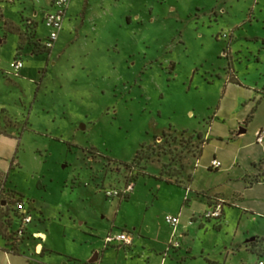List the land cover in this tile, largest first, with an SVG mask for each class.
I'll return each mask as SVG.
<instances>
[{"label": "rangeland", "instance_id": "1", "mask_svg": "<svg viewBox=\"0 0 264 264\" xmlns=\"http://www.w3.org/2000/svg\"><path fill=\"white\" fill-rule=\"evenodd\" d=\"M48 4L0 0V210L15 192L32 219L27 231L47 239L40 256L34 243L13 241L21 219L11 211L0 264H99L81 234L95 229L105 248L108 220L134 222L153 201L145 215L160 240L186 188L158 194L154 180L192 177L193 191L229 203L224 221L203 213L211 223L187 240L183 264L264 261V211L231 205L252 161L264 163L255 141L264 130V0H73L44 52ZM214 158L219 170L209 168ZM189 198L191 211L205 207L202 195Z\"/></svg>", "mask_w": 264, "mask_h": 264}, {"label": "crops", "instance_id": "2", "mask_svg": "<svg viewBox=\"0 0 264 264\" xmlns=\"http://www.w3.org/2000/svg\"><path fill=\"white\" fill-rule=\"evenodd\" d=\"M52 2L53 0H49V7L46 10V13L52 11ZM73 0H71L69 9L66 14L65 21L70 13L71 6ZM45 13V14H46ZM45 14H43V19ZM36 16V15H34ZM36 18H38V13ZM42 19V21H43ZM44 25V23H43ZM65 25V22H64ZM45 27V25H44ZM46 28V27H45ZM47 30V29H46ZM64 30V26H63ZM63 30L61 33H63ZM47 36V34H46ZM244 129H241L239 133H236V136H242ZM258 132V131H257ZM256 132V133H257ZM255 133V134H256ZM207 136V133H206ZM205 136V137H206ZM206 139V138H205ZM264 146V145H262ZM216 159V158H214ZM213 159V160H214ZM253 170L250 175L246 174L242 181V190L239 192L236 200L232 201L231 205L240 206L245 212L252 213H261L264 211V163H257L252 161ZM13 168V165L10 166V169ZM212 170V169H210ZM156 182V188L158 194H165L166 191H170L171 189L178 188H186L185 190H180L179 203L167 215L179 216L180 223L177 229V232L180 234V240L182 242V247L179 250H173L167 246L172 239V229L169 225H167L162 220L163 225L167 228L168 233L163 235V237L159 240V236L155 233L153 235L150 231H152V222L145 215L150 207H153V202L149 206V204H145L143 208L138 210L140 214V218L134 222H119L117 220V214L111 221H107L105 223V232L103 233V238H105L109 233H127L131 238V245H112L109 247L101 248V243L99 237L96 235L95 229H87V232L81 234L83 237V244H89L91 248V254L96 256V261H99V264H110L108 261H111V264H183L185 260L190 257L193 252V248L187 243L194 238L198 237V231L204 230L206 232V226L211 222H206L202 220L201 216L205 211H210L214 209L219 203L222 206V218L224 221V208L226 199L220 193L210 194V189H200L199 191H193L191 188L193 177L191 181L187 183V185H174L168 184L159 180H154ZM5 185H0V188L4 190ZM136 186L134 188L133 193L130 195L129 199L121 201L119 200L118 210H121L124 203H127L132 198L135 192ZM178 190V189H177ZM176 191V190H175ZM193 192L195 196H193ZM196 197L198 199L199 196H203V200L205 201V207L201 209V211H191L190 204L191 200L189 196ZM201 199V198H200ZM182 203V204H181ZM181 206V207H180ZM145 207V209H144ZM186 214L187 222L182 223L181 218ZM166 216V215H165ZM164 216V217H165ZM213 221H216L213 219ZM86 224V223H85ZM83 225V223H81ZM171 231V233H170ZM85 235V236H84ZM24 241H29L34 243V253L36 255H43L45 252V247L43 246L45 242H47L45 234L40 231L38 228L34 231L26 232V237ZM23 241V242H24ZM22 242V243H23ZM149 243V244H147ZM3 251V252H1ZM185 253L186 257H182L181 253ZM0 253H3L4 256L7 255V250L3 247H0ZM13 253V252H12ZM90 254V255H91ZM93 258V257H92ZM68 263L75 262L79 263L80 261L74 260L72 258H68ZM208 263L215 264L208 259H206ZM136 261H139L137 263ZM261 261V260H260ZM81 263V262H80ZM94 263V262H93Z\"/></svg>", "mask_w": 264, "mask_h": 264}, {"label": "built area", "instance_id": "3", "mask_svg": "<svg viewBox=\"0 0 264 264\" xmlns=\"http://www.w3.org/2000/svg\"><path fill=\"white\" fill-rule=\"evenodd\" d=\"M71 0H53L52 2V11L45 14L43 23L47 29V36L41 45V49L45 52L52 51L60 37V34L63 30L65 18L67 11L69 9ZM12 71L17 74L24 69V62L21 58L15 59L10 65ZM256 144L264 145V130H259L256 133L255 138ZM222 167V163L216 159L212 160L209 168L213 170H219ZM133 187L130 186L131 189ZM113 193L108 192V196H112ZM114 195H118L117 192ZM15 210L17 211L21 219V228L16 233V238L25 239L27 229L26 225L32 222L31 216L28 214L25 209V204L21 200L15 201ZM222 216V206L219 204L214 209L210 210L207 214V218L219 219ZM164 221L172 229V239L169 242V248H180V234L177 232L180 223L179 216L166 215ZM105 247H109L115 244L118 245H131V238L127 233H109L104 239ZM257 264H264V261H259Z\"/></svg>", "mask_w": 264, "mask_h": 264}, {"label": "trees", "instance_id": "4", "mask_svg": "<svg viewBox=\"0 0 264 264\" xmlns=\"http://www.w3.org/2000/svg\"><path fill=\"white\" fill-rule=\"evenodd\" d=\"M5 24H8V22H5ZM253 112H254V110H252L251 114L247 117V119L252 117ZM0 134H4V133L0 131ZM189 182H190V179H189ZM168 184H171V183H168ZM3 193H4L3 189L0 188V201L2 199ZM7 194H8V192H7ZM10 196H11V200L6 201L5 202L6 206L4 208H2L4 210H0L1 211L0 212V237H2L3 239L5 238L6 232L8 231V226H10V221H8V218L10 217L9 216L10 212L11 211L14 212L16 214V216L19 217L17 211L15 210V201L14 202L12 201L15 197V192H11ZM10 204H12V207L9 208ZM1 218H4V220H2V222H1ZM19 219H20V217H19ZM214 220L221 222V218L220 219H214ZM12 235L14 237H16L15 236L16 234H9V237H12ZM15 239H18V238H15ZM12 240L14 241L13 237H12ZM18 240L21 241L23 239H18ZM13 247H14V249H16L15 248L16 246H13Z\"/></svg>", "mask_w": 264, "mask_h": 264}, {"label": "water", "instance_id": "5", "mask_svg": "<svg viewBox=\"0 0 264 264\" xmlns=\"http://www.w3.org/2000/svg\"><path fill=\"white\" fill-rule=\"evenodd\" d=\"M2 205L4 206V205H6V203H5V202H3V203H2ZM96 258H97V257H96V256H94V257H93V258L90 260V262H91V263L95 262V261H96Z\"/></svg>", "mask_w": 264, "mask_h": 264}]
</instances>
